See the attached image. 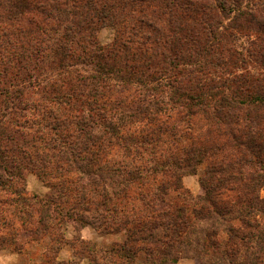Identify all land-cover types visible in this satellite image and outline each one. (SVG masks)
I'll return each mask as SVG.
<instances>
[{"label":"rangeland","instance_id":"1","mask_svg":"<svg viewBox=\"0 0 264 264\" xmlns=\"http://www.w3.org/2000/svg\"><path fill=\"white\" fill-rule=\"evenodd\" d=\"M21 1L0 0V77L6 84L0 88L23 89L14 100L20 106L41 108L46 101L52 106L61 102L54 108L66 116L75 105L81 111L103 107L122 122L119 134L111 139L118 146L105 138L99 146L92 143L93 149L83 139L80 143L93 151L81 153H69L63 146L58 154L36 143L38 147H30L28 154L20 136L9 145L3 133L4 163L19 169L21 179L5 182L9 192L0 188V264H159L163 259L166 264H264V250L259 249L264 242L258 245L264 235V214L256 212L249 218L256 224L257 240L248 251L238 239L230 243L224 233L229 226L243 230L230 219L235 214L218 223L195 220L193 211L204 182L213 178L222 179L223 195L218 198L223 205L234 213L242 208L235 200L242 186L225 181L238 155L234 144L226 146L229 140L233 143L230 138L218 137V129L210 123L212 111L194 110L189 115L176 104L177 100L188 104L189 96L210 103L211 97L218 99L226 89L239 87L264 93V29L246 21L237 29L228 25L227 17L214 20L200 7L208 0L187 4L185 0H24L28 8ZM242 3L263 17L264 0ZM61 46L64 56L59 54ZM107 65L119 68L118 75L127 81L109 79L102 72ZM130 69L136 72L132 77ZM75 93L78 98L71 100ZM4 104L0 103L2 114ZM33 116L31 110L6 112L1 127L6 125L7 132L13 120L29 135L30 124L24 120ZM250 117L237 113L232 132L240 136L236 129L245 131L244 122L250 123ZM102 124L99 119L93 125ZM251 126L253 130L258 125ZM256 129H264V119ZM41 131L53 135L49 129ZM192 141L204 144V151L187 160ZM124 144L130 151L123 149ZM66 154L89 159L93 164L88 166V177L97 184L82 181L78 171L72 180L66 181L65 173L54 179L57 171L66 169L60 160ZM221 166L224 172H213ZM135 168L140 180L129 176ZM127 179L133 181L125 184ZM13 190H25L26 195L16 197ZM259 196L264 200V188ZM178 208L184 210L188 229H181L169 248L164 241L173 235L170 222L177 221ZM213 229L220 234L211 239L218 241L217 248L204 237ZM129 237L147 240L130 242ZM225 248L233 253L232 261L222 252ZM172 259L176 261L171 263Z\"/></svg>","mask_w":264,"mask_h":264},{"label":"trees","instance_id":"2","mask_svg":"<svg viewBox=\"0 0 264 264\" xmlns=\"http://www.w3.org/2000/svg\"><path fill=\"white\" fill-rule=\"evenodd\" d=\"M62 0H60L61 2ZM76 2L75 0H73ZM141 1V0H140ZM149 1V0H147ZM186 4L190 3V0H185ZM142 2V1H141ZM145 2V0H144ZM243 0H208V2H203V4L200 5V7L205 9V13L209 14V17H212L214 20H218L221 17H227L226 19H230L228 21L229 26H234L235 28L239 29L244 21L246 23H254L256 25H259L261 29H264V10H263V17L258 15V11L252 10L249 8L250 5L246 4L243 6ZM163 3H165V0H163ZM19 4L24 5L25 8H28L29 5L27 1H21ZM245 23V22H244ZM59 54L61 56L65 55V52L63 50V46H61ZM100 55V54H99ZM1 67V63H0ZM105 68L102 69L103 73L109 77V79H117L119 81H127V78H123V76H120L118 74L122 73L121 70L116 67L114 69L112 66H104ZM4 69V68H3ZM7 71V69H4ZM127 73V72H126ZM0 74L2 75V69H0ZM136 72L134 69H130L128 71L129 76H134ZM127 75V74H126ZM125 75V76H126ZM245 82V79L242 78ZM0 84L6 85L2 83V77H0ZM43 90H46L44 88ZM227 93L221 92L220 97L217 99L216 96L211 97L209 101L212 102H206L203 98L200 96L190 97L189 96V102L188 104H185L181 102L180 100L176 101V104L178 105V108L184 109V111H187L189 115L192 113V111H204L205 113L208 111H212V118H211V125L215 126L219 134L218 137L220 138H230L233 143L229 142L226 144V146L230 147V145L234 144L232 146V150L235 149V154L238 156L234 158L235 162H231L234 164V166L231 165L229 169H232L231 173L227 174V178L225 181L228 183L230 180L233 183H237L238 185L242 186V189L239 192H236L235 200L242 206V208H239L235 211L232 208H230L227 205H223L220 198H218L220 195H223L220 193L219 189L222 187V179H210V181L204 182V192L202 196H199V202H198V208L193 209V216L195 220H198L200 222H204L206 224L210 223H218L219 220L223 221V217L230 215L231 213L235 214L234 217H231V220L238 221L242 227L243 230L235 229L233 226H229L225 230V235L228 237L227 240H229L230 243H233L235 240L240 241V245H243L242 247H245V251H248L252 245H254V241L257 240L256 236L254 235L253 229L255 230L256 224L251 223V218H254L256 215V212L259 214H264V203L259 201H264L260 199L259 193L262 188H264V129L260 132L258 129V126H260L263 123V116H264V93H258V91L250 92L247 88L242 89L241 87L236 88L234 91L230 89H226ZM24 90L17 87L15 88H9L7 86L0 88V103L4 104V114L0 112V140L6 133L7 138L9 139L8 144H14L17 143L15 136H20L21 140L24 141L23 146L26 149L28 154L30 153V147L31 149L38 147L37 144H41L43 149H50V150H58V154H60L62 151L59 147H65L68 148L67 151L69 153H81L83 151H89L92 150L90 147L92 143L94 146H99V144L102 143V140L105 138H109V145H119L116 142H113L111 139L115 135L119 134V131L121 129V117H116L114 114L106 113L105 110H103V107H99V109H85L81 111L76 105L70 107L67 116L64 114L63 110H61L59 107L54 108V106L60 105L61 102H55L54 106H52L51 101H46L47 106H42L41 108H38L37 106H20L14 102L15 98L23 93ZM22 96V94H21ZM78 98V94H71L70 98L71 100H75V98ZM6 100V102H5ZM71 101H69V104ZM45 104V102H44ZM118 104H121L118 102ZM51 105V106H48ZM62 105V104H61ZM3 105L0 106L2 108ZM197 108V109H196ZM16 110H31L33 111L32 118H29L28 120H24L26 123L30 124L26 128L29 132V135L27 132H24L25 129H19L17 128L13 123L12 120L9 123V130L7 128L6 131V125L4 128L1 126L3 124H6L4 117L6 112L9 114L16 113ZM1 111V109H0ZM129 111V110H128ZM194 113V112H193ZM192 113V114H193ZM237 113L242 114H248L252 115L250 117L251 121L244 122L245 131L238 130L236 131L241 132V138L240 136L235 135L230 125L232 123L236 122ZM191 114V115H192ZM132 112L126 114V117H131ZM66 116V117H65ZM96 116V118H94ZM73 118V119H71ZM99 119L103 122L102 126L99 125L96 127L94 124L95 121L99 124ZM234 120V121H233ZM259 123V124H258ZM70 124H74V132H76L78 135H74L73 130L71 129L72 126ZM252 124L258 125L255 129L252 130L253 126ZM14 126V128H13ZM40 126V128H39ZM95 126V128H94ZM213 126V127H214ZM86 127V129L83 131L82 129ZM31 129V130H30ZM40 129V130H39ZM41 129L43 131H46V129H49L53 132V135L47 134V133H41ZM94 129V130H93ZM94 131L93 135H88L89 131ZM36 132H38L37 135H34ZM4 133V134H3ZM30 133H33L30 135ZM3 134V135H2ZM207 135L206 139H209V133L206 131ZM244 135V136H242ZM25 136V137H24ZM28 137H31V141L27 139ZM106 136V137H105ZM45 137V138H44ZM44 138V139H43ZM190 137L189 139H191ZM88 140L90 147H85L84 143H80L82 140ZM192 140V139H191ZM31 143V144H30ZM37 143V144H36ZM128 144H124L122 147L123 149H127L130 151V148L127 146ZM1 146H5L3 144H0ZM204 144L202 143H192L190 144L188 151L186 154L187 160L191 159L193 155H201V151H204ZM11 147V146H10ZM218 148V147H217ZM94 149V147H93ZM219 149V148H218ZM93 151V150H92ZM66 153V152H63ZM0 188L6 192H9L8 189H6V183L9 182V179H21V176L18 175L19 169H15L11 166H6L4 163V156H2V152L0 151ZM74 155V154H73ZM28 160V159H27ZM60 160H63L65 164L63 166L66 168L63 170V172L57 171L54 174V179H59L61 173L66 174V181L72 180L74 178H77V173L75 171H78V173L82 176V181H87L88 185L94 186L97 184L95 180H91L88 176L90 175L91 171L89 170L88 166L93 164L90 162L89 159L84 158L83 155L81 156H69L65 155L60 157ZM85 164L77 163L78 161H82ZM28 164L34 165L33 161L30 159L28 160ZM15 169V172L11 171ZM85 167V168H84ZM178 167V166H177ZM228 167V166H227ZM225 167V169L227 168ZM73 168H76L72 170ZM246 168V169H244ZM33 169V167H32ZM61 169V168H60ZM135 170L129 172V176L134 175V179L140 180L141 176L138 170ZM229 169H226L228 171ZM216 174L219 172H224L223 167L221 166L220 169L214 170ZM247 173V177L244 179L243 175ZM4 175L7 177V180H4ZM44 175V174H43ZM56 175V176H55ZM73 175V178H72ZM83 175L86 176V180H84ZM97 178L100 177V173L96 172L95 175ZM177 180V179H176ZM133 180L127 179L124 181L125 184H130ZM213 181V182H212ZM215 181V182H214ZM74 182V181H73ZM72 183V182H71ZM6 186V187H5ZM80 190H84V184H79ZM177 188V186H175ZM232 190V189H231ZM13 190L14 195L16 197L25 196V190ZM217 191V192H216ZM219 191V192H218ZM225 196V195H224ZM227 197V196H225ZM34 198V197H33ZM36 198V197H35ZM88 199H86L87 201ZM177 212H180L178 215H176L177 221H171V225L174 227L173 235L169 237V242L164 241L166 243H170V241L175 240V238H178L181 235V229H188L187 221H185V215L183 208H178L176 210ZM164 214V213H162ZM177 214V213H176ZM46 216V215H45ZM257 216V215H256ZM250 218V220H249ZM162 224H160L161 226ZM166 225H169V222L166 223ZM183 227V228H182ZM244 230H247L246 232H242ZM130 234L132 233V231ZM264 234V233H263ZM220 236L217 229H213L212 231L206 230L204 232L205 239L211 243L212 246L217 248V245L219 244L218 241H214L211 239H217ZM165 238H167V235H165ZM147 238L145 237H129L130 242H137V241H146ZM157 242V241H156ZM264 242V235L260 237L258 241V245L260 243ZM155 242H152V244ZM169 248H172V245H168ZM260 250H264V247L260 246ZM158 251V250H157ZM222 252L225 254V256H228V260L232 261L233 253H229L227 248L223 249ZM161 253V252H160ZM163 254H167V252H164ZM165 257V256H164ZM224 258V257H223ZM256 259V256L254 257ZM253 258V260H255ZM264 259V256H263ZM167 259L160 260L159 264H166ZM176 260L172 259L170 260L171 263H174ZM51 264V263H46Z\"/></svg>","mask_w":264,"mask_h":264}]
</instances>
